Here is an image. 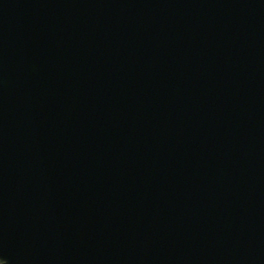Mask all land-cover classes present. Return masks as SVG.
<instances>
[{
	"label": "water",
	"instance_id": "1",
	"mask_svg": "<svg viewBox=\"0 0 264 264\" xmlns=\"http://www.w3.org/2000/svg\"><path fill=\"white\" fill-rule=\"evenodd\" d=\"M8 264H264V0H0Z\"/></svg>",
	"mask_w": 264,
	"mask_h": 264
},
{
	"label": "snow or ice",
	"instance_id": "2",
	"mask_svg": "<svg viewBox=\"0 0 264 264\" xmlns=\"http://www.w3.org/2000/svg\"><path fill=\"white\" fill-rule=\"evenodd\" d=\"M0 264H8L7 260L2 255H0Z\"/></svg>",
	"mask_w": 264,
	"mask_h": 264
}]
</instances>
